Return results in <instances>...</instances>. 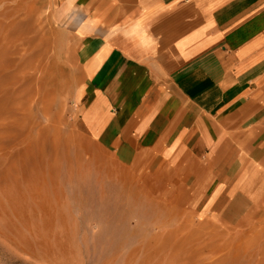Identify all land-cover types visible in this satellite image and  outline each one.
Wrapping results in <instances>:
<instances>
[{"label": "rangeland", "instance_id": "rangeland-1", "mask_svg": "<svg viewBox=\"0 0 264 264\" xmlns=\"http://www.w3.org/2000/svg\"><path fill=\"white\" fill-rule=\"evenodd\" d=\"M51 1L0 0V264H264V169L218 203L217 179L119 162L76 114L77 50Z\"/></svg>", "mask_w": 264, "mask_h": 264}, {"label": "crops", "instance_id": "crops-1", "mask_svg": "<svg viewBox=\"0 0 264 264\" xmlns=\"http://www.w3.org/2000/svg\"><path fill=\"white\" fill-rule=\"evenodd\" d=\"M51 13L77 50L76 114L119 162H154L201 186L217 179L208 202H227V185L229 196L256 187L264 0H52ZM246 151L260 166L237 176Z\"/></svg>", "mask_w": 264, "mask_h": 264}, {"label": "bare ground", "instance_id": "bare-ground-1", "mask_svg": "<svg viewBox=\"0 0 264 264\" xmlns=\"http://www.w3.org/2000/svg\"><path fill=\"white\" fill-rule=\"evenodd\" d=\"M16 45H17V44H16ZM14 46H15V45H14ZM22 46H23V45H22ZM24 46H25V45H24ZM17 48H18V47H17ZM13 49H14V48H13ZM13 49H12V50H13ZM23 49H24V48H23ZM18 54H19V53H18ZM12 57H13V56H12ZM21 58H22V57H21ZM2 71H3V70H2ZM5 76H6V75H5ZM258 138H259V137H258ZM5 153H6V152H5ZM261 159H262V158H261ZM258 160H259V159H258ZM263 161H264V160H263ZM260 162H262V161H260ZM251 182H252V181H251ZM134 184H135V183H134ZM196 191H197V190H196ZM138 194H139V193H138ZM249 205H250V204H249ZM233 206H234V204H233ZM233 206H232V209H233ZM237 207H238V206H237ZM232 209H231V210H232ZM236 209H237V208H236ZM238 210H239V209H238ZM227 213H228V212H227Z\"/></svg>", "mask_w": 264, "mask_h": 264}]
</instances>
